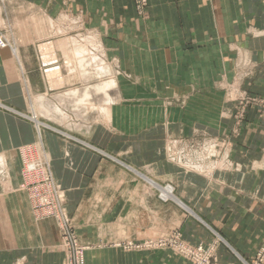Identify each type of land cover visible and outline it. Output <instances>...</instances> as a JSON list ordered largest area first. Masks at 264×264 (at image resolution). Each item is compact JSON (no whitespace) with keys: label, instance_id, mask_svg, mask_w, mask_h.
Instances as JSON below:
<instances>
[{"label":"crops","instance_id":"1","mask_svg":"<svg viewBox=\"0 0 264 264\" xmlns=\"http://www.w3.org/2000/svg\"><path fill=\"white\" fill-rule=\"evenodd\" d=\"M67 22L97 38L116 85L98 106L107 116L42 130L84 264H190L142 247L174 234L213 247L218 264H252L264 244V0H147L141 13L134 0L0 1V264L68 263L57 222L19 189L16 151L36 141L31 96L53 108L61 77L48 73L74 50L53 35ZM201 132L228 140L234 168L206 177L165 161L167 138Z\"/></svg>","mask_w":264,"mask_h":264},{"label":"built area","instance_id":"2","mask_svg":"<svg viewBox=\"0 0 264 264\" xmlns=\"http://www.w3.org/2000/svg\"><path fill=\"white\" fill-rule=\"evenodd\" d=\"M134 3L139 13L143 12L147 6V0H134ZM8 46L6 38L0 34V49H5ZM217 144V142L204 144L202 148L205 149L200 154L196 152L200 150V147L197 145L187 146L181 141H174L168 147L167 152L169 160L177 166L209 175L214 166L207 168L204 166L205 162H216L220 159L221 167L222 165L231 166L228 157L220 156L218 153ZM20 154L24 160L20 174L21 183L19 189L28 195L32 211L38 218H52L57 222L62 247L68 260L67 264H84L85 248L77 241L64 206V191L54 182L48 160L45 158L46 156L43 154L42 148L36 145L27 150L23 149L20 151ZM157 189H159L158 198L160 200L165 202L173 198V189L169 185L165 187L158 186ZM142 247L171 248L188 260L190 264H218L214 259L213 247L187 246L179 241L177 234L155 242H147ZM263 261L264 244L257 252L255 261L252 264H261Z\"/></svg>","mask_w":264,"mask_h":264},{"label":"rangeland","instance_id":"3","mask_svg":"<svg viewBox=\"0 0 264 264\" xmlns=\"http://www.w3.org/2000/svg\"><path fill=\"white\" fill-rule=\"evenodd\" d=\"M56 27H57V28H55L56 31L58 28L59 29L57 31V34L53 35L54 41H57L58 43H60L61 41H65V44L68 42L69 45H71L70 49L74 48L77 44L83 45V46L85 44L84 47L92 55V56H87V59L89 58L87 63L89 62V64L86 67V73H88L89 75L87 76V74H86V75L82 76V74H83V73H81L82 69L81 68L79 69V66L78 67H70V66H72V64L75 63L76 60H73L72 58L63 54V57L64 58L67 57V59H68L67 60L65 58V61L68 63L66 65V67H70V68L69 69L68 68H62V70L60 71L61 80L58 81L56 84H55L56 81H54V85H52L53 90L49 94L53 98H51L49 100L51 102V105H53V108L45 106L44 104H40L41 106L39 109V106H38L39 102L37 100L34 101L33 100L34 97L32 98V96H31V102H30V104H31L30 113L31 114L29 116H27V118L30 119L35 125L36 141L29 146H25V147H22V148H19L18 150H16L18 157L20 159V165H21L19 176H21L20 174L22 172L23 160H24L23 157H21L20 151H22L23 149L27 150L29 148L35 147L36 145H39L42 148L43 154H45V156H46L45 158H47V160H48V156L46 154V150L44 148L43 141H42V130L45 128H49V127H45L44 123H46V120L49 121L48 123L50 124V126H53L54 128H58V130L60 129V127H62L65 129H70L72 131L78 130L77 128H81L82 126H85L87 123L93 122L95 119H97V117L99 115L97 107L103 103L102 102L103 101L102 100V98H103L102 93L96 92L93 90H96L95 87H96V85H98L100 83V81L108 79L110 77H113V69L111 68V65L108 64V62L106 61V57H105L104 53L102 52V47H101L99 41L97 40V38L93 34L88 33V32L78 31L76 26L71 25L68 22L66 23V25L60 26V24H59ZM79 33H82V34L80 36H77V34H79ZM75 40L78 41V42H76L77 44L76 43L73 44V41L75 42ZM8 44H9V42H8ZM52 59L55 60L54 57ZM92 60H94V61H92ZM71 61H72V63H71ZM100 67H103V69L109 67V69H110L109 73H111V75L107 72L105 73L106 74L105 75L102 70H99ZM76 70L79 73L78 74L76 72L78 76L75 75L76 73H74ZM69 71H72V72L70 73ZM94 72H95V74H94ZM72 74H74V76H72ZM102 74H104L105 76ZM86 89H88V91L91 92V96H92L91 99L92 100H89V102L86 101V106H85V104L82 105L83 103H78V100L81 99L79 97L81 96L83 90H86ZM74 90L79 91L78 98L76 96L77 101H76V98L74 96H73L74 98H72V95H69V97L67 96V98H64V99H62L60 97V95L72 92ZM66 99L71 100V103L67 102V101H63ZM241 102H243V101H241ZM89 103H91L92 105L90 104L91 105L90 106ZM2 107L3 106L0 104V108H2ZM57 108L60 110L61 113L56 112L58 110ZM41 109H43V111L46 113V115H44V113L41 111ZM37 114H38V117L36 118L35 115L37 116ZM174 141H177V142L181 141L187 146H190V145L196 146L197 145L198 147H200V150H197L196 152H198L200 154H202V151L205 149V148H202L204 144H206L208 142H217L218 143L217 144L218 145V153L220 154V156H223V157L227 156L228 157L229 153H228V149H226L227 146L225 143V142H228V140H221V139L210 136V135L203 133V132L196 133V134L192 135L190 138H182V139L181 138H173V137L167 138V140L165 142V146H164L165 161L171 165L176 166L177 168H179L180 170H182L184 172L196 173V174H200L202 176L209 177L214 173V171H227L229 169L234 168V166L232 164H230L231 165L230 167L229 166L227 167L225 165H222V167H221L220 159H218L216 162H214V161L213 162H205L206 164H204V166L207 168H210V167L212 168L214 166V169L210 171L211 173L209 175H206L204 173H199V172L194 171V170H188V169L181 168L169 160V154H168L167 150H168V147H170L172 142H174ZM39 157H40V154H39ZM48 163H49V160H48ZM211 164H212V166H210ZM49 169L51 172L50 164H49ZM206 173H208V172H206ZM51 174H52V172H51ZM52 178H53V175H52ZM53 180H54V178H53ZM54 182H55V180H54ZM20 183H21V177H20ZM167 185H169V184H165L163 187H165Z\"/></svg>","mask_w":264,"mask_h":264},{"label":"bare ground","instance_id":"4","mask_svg":"<svg viewBox=\"0 0 264 264\" xmlns=\"http://www.w3.org/2000/svg\"><path fill=\"white\" fill-rule=\"evenodd\" d=\"M35 23V22H34ZM53 24V23H52ZM1 25H2V22H1ZM43 25V24H42ZM44 26V25H43ZM50 27V26H49ZM48 27V28H49ZM41 28H43V27H41ZM52 28H53V26H52ZM52 28H50V29H52ZM36 29V28H35ZM39 29V28H38ZM44 29V28H43ZM59 29V28H58ZM58 29H57V31H58ZM61 30V29H60ZM48 31V30H47ZM56 31V32H57ZM50 32V31H49ZM52 32H53V30H52ZM51 32V33H52ZM40 33V32H39ZM44 34H45V32H44ZM46 35V34H45ZM49 35V34H48ZM71 42V41H70ZM76 42H78L77 40H75V42L73 41V44L74 43H76ZM72 43V42H71ZM82 43V42H81ZM77 44V43H76ZM75 44V45H76ZM58 45L61 47V48H63L64 46H65V44H64V42H60V43H58ZM66 45H69V43L67 42L66 43ZM78 45V44H77ZM71 46V45H70ZM84 46H85V44H84ZM83 45H79V46H75V48H73L74 50L71 52V53H65V55H67L68 57H70V58H72L73 60H76L75 61V63H74V67H78L79 66V69L81 68L82 70H81V73H83L82 74V76L83 75H86L87 74V76L89 75L88 73H86V67L88 66V64H89V62L87 63V61H88V59H87V56H92L90 53H89V51L84 47ZM53 47V46H52ZM68 47V46H67ZM67 47H65V48H63V49H65V51H67L66 49H67ZM74 47V46H73ZM60 48V49H61ZM99 49V48H98ZM42 50H45L44 48H42ZM68 50H70V48L68 49ZM72 50V49H71ZM61 51V50H60ZM64 51V50H63ZM44 54V57L47 55L46 53H43ZM63 55V54H62ZM54 57V56H53ZM64 58V57H63ZM66 59H67V57H65ZM65 58H64V60H65ZM91 59V58H90ZM50 60V59H49ZM53 60V59H52ZM68 60V59H67ZM48 61V60H47ZM55 62H56V60H54ZM53 61V62H54ZM92 61H94V60H92ZM64 62V61H63ZM46 63H48V62H46ZM71 63H72V61H71ZM64 64V63H63ZM67 64V63H66ZM73 65V64H72ZM71 67V66H70ZM70 67H66L65 66V68H70ZM56 68V67H55ZM59 69V68H58ZM95 70V69H94ZM98 70V69H97ZM99 70H102L103 71V73L105 74L106 72L107 73H109V67H107V68H104L103 69V67H100L99 68ZM70 73L72 72V71H69ZM77 72V70L74 72V73H76ZM78 73V72H77ZM77 73L75 74V75H77ZM79 74V73H78ZM94 74H95V72H94ZM104 74H102V75H104ZM110 75H111V73H109ZM60 72L58 71V70H50V72L48 73V79L49 80H52V79H54L55 77H59L60 78ZM70 75V74H69ZM68 75V76H69ZM100 75V74H99ZM106 75V74H105ZM104 75V76H105ZM72 76H74V74H72ZM78 76V75H77ZM95 76V75H94ZM93 77V76H92ZM99 77V76H98ZM96 78V77H95ZM57 79V78H56ZM114 86H116L115 85V81H114V77H110V78H108V79H105V80H102V81H100V83L98 84V85H96V87H95V89L96 90H93V91H96V92H100V93H102L106 98H108V99H110V96H109V93H108V90H111V89H113L114 88ZM78 94H79V91L78 90H74V91H72L69 95H72V98H76V96H77V98H78ZM69 95H68V97H69ZM74 96V97H73ZM91 97V92L90 91H88V89H86V90H83V92H82V94H81V96L79 97V98H81V99H79L78 100V103H83V104H86V101H88V99ZM77 98H76V101H77ZM89 102V101H88ZM107 102V101H106ZM77 103V104H78ZM91 104V103H90ZM106 104V103H105ZM40 104H38V106H39ZM111 105V104H110ZM86 106V105H85ZM91 106V105H90ZM105 106V105H104ZM40 107V106H39ZM78 107V106H77ZM98 108V107H97ZM58 109V108H57ZM110 109V108H109ZM97 110H99V112L101 113V114H103L104 116L106 115L107 116V114H109L108 113V107L107 108H104L103 106L101 107L100 106V108H98ZM56 112H60V110L58 109ZM61 113V112H60ZM40 115V114H39ZM35 117L37 118L38 117V114H37V116L35 115ZM34 118V117H33ZM108 119V118H107ZM106 119V120H107ZM40 123V122H39ZM40 125V124H39ZM46 127V126H45ZM210 166H212V164L210 165ZM197 169H199L198 167H197ZM149 187H151V186H149ZM175 199V198H174Z\"/></svg>","mask_w":264,"mask_h":264}]
</instances>
